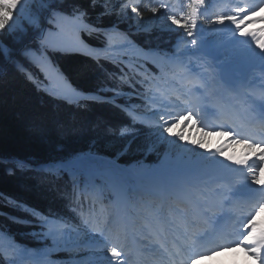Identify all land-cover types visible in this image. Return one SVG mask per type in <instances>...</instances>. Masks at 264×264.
<instances>
[{
	"label": "snow or ice",
	"instance_id": "obj_1",
	"mask_svg": "<svg viewBox=\"0 0 264 264\" xmlns=\"http://www.w3.org/2000/svg\"><path fill=\"white\" fill-rule=\"evenodd\" d=\"M31 2L39 7L26 9L29 0H12L11 3L0 0V33L10 31L19 45L10 47L0 43V62L10 64L20 72L29 62H45L47 57L44 53L47 50H65L59 36L65 26L71 25L83 54L98 64L104 60L118 69L117 72L108 73L107 80L99 83L92 92L77 90L66 82L65 93L77 100L78 107H87L89 103H108L126 111L132 123H142V117L119 101L128 94L124 85L135 90L163 78L153 74V80H149L144 75L148 55L158 60L154 65L157 71L163 72L165 67L170 66L174 74L181 78L193 73L196 76L192 88L168 95L159 101V110L151 112L156 139L166 146L158 154L155 167L145 166L141 162L122 164L119 156H104L89 149L39 164L18 160L9 169L11 172L17 167L28 168L53 176L63 174L67 176L72 189L79 190L77 199L91 191L102 203L110 201L117 206L115 213H110L103 223H99L90 213H84L82 203H70L69 210L74 215L65 216L29 209L25 203L0 194V200L25 213V217H11L12 221L29 225L34 237L43 244L36 254V264H58L61 252L70 253L85 244L99 252V259L92 264H132V253L127 244L118 242L112 236L114 230L123 227L126 231L129 225L145 235L149 242L155 235L163 254L161 260L167 264H177V261L179 264H194L201 257H211L226 248L241 247L264 264V229L257 231L256 224L252 222L254 213L264 209V177L261 176L264 173V91L258 95L243 92L244 88L250 87L247 78L238 77L233 72L237 66L256 63L264 71V27L246 30L249 23L264 20V16L256 17L257 12L264 10V0L254 4L237 3L231 8L226 4L220 12L212 15H208L211 0H187L178 11L173 10L168 0H158L156 6H153V0H121L122 14L117 16V23L109 25L92 23L88 19L89 8L81 5L79 0H65V4H71L70 9L61 5L60 0ZM98 3L101 0H88L91 7ZM106 3L107 0H103V4ZM142 4L148 5L147 10L152 13L150 19L153 20L163 9L165 21L162 30L177 33L179 39L170 54L167 50L145 53L144 59L138 57L139 62L133 63L132 57L125 58L132 41L126 32L119 29L118 22L138 18L143 24ZM41 9L47 14V26ZM113 11L114 8L104 7L100 15L111 16ZM22 16L26 25L20 20ZM204 23L220 27L205 29ZM82 33L103 37L104 47L93 48L84 44L80 38ZM206 33H212L213 39H207ZM29 37L38 46L30 45L27 42ZM117 39L118 44H114ZM117 51L124 54L118 61L112 54ZM138 76H143V79H136ZM260 87L264 89V85ZM227 93L246 105L244 114L234 115H247L250 130L240 124L234 127L231 110H226L217 102ZM143 98L150 108L157 107L154 96L144 95ZM238 107L232 106L234 109ZM209 116L222 120V123L219 126L210 125ZM181 120L184 122L181 128L187 127L188 121H193L204 135L227 133L229 139L225 145L208 148L203 139H187L183 131L173 132V126ZM229 120L233 123H229ZM131 126L125 124L118 129L109 127L107 131L123 138L129 134ZM229 143L242 144L248 151L241 158L226 156ZM154 148L152 145L147 150L151 152ZM240 198L252 207L247 216L238 218L235 239H229L218 225L225 218L226 206ZM153 199L176 201L184 204L185 208L175 210L180 213L178 219H169L163 212L146 217L147 223L144 225L130 219L127 214L130 205ZM92 204L94 202H90V206ZM77 207L81 211L77 212ZM148 229H151V233ZM82 235L84 239H81ZM8 264L14 262L8 261Z\"/></svg>",
	"mask_w": 264,
	"mask_h": 264
},
{
	"label": "trees",
	"instance_id": "obj_2",
	"mask_svg": "<svg viewBox=\"0 0 264 264\" xmlns=\"http://www.w3.org/2000/svg\"><path fill=\"white\" fill-rule=\"evenodd\" d=\"M109 2L110 0H107L106 4ZM79 3L89 8L88 19L92 23H117L115 11L111 16L100 15L104 7H107L103 0L95 7H91L88 0H79ZM60 4L71 8L70 3L65 4V0L60 1ZM37 7L31 0L25 5L26 9ZM20 20L27 24L23 16ZM127 26L129 25L123 19L118 22V27L123 30ZM144 34L150 35L156 44L168 41V35L158 29L149 28ZM82 35L80 38L91 46H104L103 37L87 33ZM137 37L143 43L147 41L145 38L148 36ZM134 40L138 45L139 41ZM27 42L38 46L30 37ZM0 43L10 47L19 46L10 31L0 33ZM49 52L57 68L74 86L82 90H95L99 83L107 80V74L111 73L112 63L105 61L100 64L103 61H99L98 64L81 51ZM40 74L42 75L41 71L31 62L23 72L15 70L10 64L0 62V194L25 203L29 209L65 215L66 182L58 176H49L28 168L17 167L10 172L9 169L16 161L27 160L39 164L92 149L104 156H119L122 164L134 165L141 162L145 166H156L157 149L153 150L154 153L147 149L149 146H156L157 141L153 133L149 134L148 128L140 130V134H144L141 137L121 138L111 134L107 131L109 127L118 129L125 122L117 107L108 103H89L87 107H78L77 103L66 102L45 92L36 83V76ZM144 146L147 149L143 152ZM14 216L25 217V213L0 200V262L36 264V254L43 244L30 235L29 225L13 222L11 217ZM24 252H28L29 257H26ZM62 257L68 259L67 255L61 252L59 261Z\"/></svg>",
	"mask_w": 264,
	"mask_h": 264
},
{
	"label": "rangeland",
	"instance_id": "obj_3",
	"mask_svg": "<svg viewBox=\"0 0 264 264\" xmlns=\"http://www.w3.org/2000/svg\"><path fill=\"white\" fill-rule=\"evenodd\" d=\"M60 1H62V0H60ZM231 1H233V0H231ZM4 2L11 3L12 0H4ZM113 2L117 3L116 1H113ZM114 3L109 2L108 4H106V6L109 7V8H114L115 12H117L116 15L119 16V15L122 14V10H121V7H120L121 3L119 2V4H117V5L114 4ZM168 3L171 4L172 7L175 4L173 2V0H168ZM157 4H158V2H157ZM156 5H153V6H156ZM141 6L143 7V9H142V11H143V24H141L139 22L138 18H136V19H123L126 22V24H128L130 26H134V27H139L140 29H145L147 27H152V26H155V27L161 29L162 25H163V23L165 21V16L162 15V13L164 11L161 9L160 12H158L156 14L157 15V19L153 20V19H150V17L152 16V13L147 10L148 5L147 4H142ZM38 7H39V5H38ZM46 7L47 6L45 5V8ZM32 9H35V8H32ZM173 10L178 11L175 7H173ZM41 14H42L43 19H44V24L47 26V24H46V22L48 23L47 14L44 15L43 9H41ZM258 14H259V16H256V17L264 16V11L261 10L260 12L256 13V15H258ZM257 20L260 21L259 19H257ZM249 24L254 26L253 29H259V28L262 27V26H260L261 24L258 23V22L254 23V24L253 23H249ZM252 26H251V28H252ZM81 36H83V35L81 34ZM59 39L61 40L62 46H63V48L65 50L80 49L79 40H77L76 35H75L74 30H73L71 25L65 26L64 31L59 36ZM178 39H179V36H178V38H176L174 40L173 47H172L173 50H174V46L176 45V42H177ZM211 39H213L212 36H211V38L209 40H211ZM84 44L91 46L90 44H88L86 42H84ZM49 50H54V49H49ZM49 50H47L44 53L45 56L47 57V60L45 62H34L37 66L40 67V69H41V71L43 73V76H41V75H37L36 76L37 83L39 85H41L44 88V90L52 93L53 95L58 96V97H62L64 99L71 100V101H77V100L74 97L70 98L68 95H66L65 89L67 87V83H70L71 86L73 88L77 89V90H80V91H83V92H91V91L82 90V89L74 86L71 83V81L69 80V78L57 68L55 62L51 58ZM252 66H254V65H252V64L240 65V66L235 67L233 69V72H234V74L236 76L241 77L243 72L246 70L245 68L246 67H252ZM56 70H59V71L57 72ZM59 73H62L63 75L61 76V75H59ZM46 76L48 77V79H45ZM255 89H256V87L251 88V90H255ZM178 131H183V134H184V136L187 139H192V140L203 139L205 141L206 147H208V148H210L213 144L214 145H219V143H221V142H218V141H227V139L219 138L218 137L219 136L218 133H211L210 135H204L203 132L198 131L197 128H195L194 123H188L187 127H184V128H181V126L177 127V124H175L173 126V132H178ZM140 144L138 143V145H140ZM229 144L233 145L232 143H229ZM146 149H147V147L144 146L142 148L143 152ZM154 149H157L156 152L155 151H151V152L152 153L155 152V156H158L159 153H162L166 149V146L161 145L158 142ZM243 150H246V148L244 147ZM244 153L245 152H243L242 154H244ZM32 234H33V232H31V235ZM81 239H84L83 235L81 236ZM85 247L88 248L89 245L85 244ZM246 260L250 264H255V263H253V261H248V259H246Z\"/></svg>",
	"mask_w": 264,
	"mask_h": 264
},
{
	"label": "bare ground",
	"instance_id": "obj_4",
	"mask_svg": "<svg viewBox=\"0 0 264 264\" xmlns=\"http://www.w3.org/2000/svg\"><path fill=\"white\" fill-rule=\"evenodd\" d=\"M257 22L261 24L260 26L264 27V20H260V21L257 20V21L254 22V23H257ZM254 23H253V24H254ZM258 25H259V24H258ZM255 90H256V89H255ZM242 155H244V154H242ZM134 239H135V238H134ZM239 249H240V251H242L243 248L241 247V248H239Z\"/></svg>",
	"mask_w": 264,
	"mask_h": 264
}]
</instances>
